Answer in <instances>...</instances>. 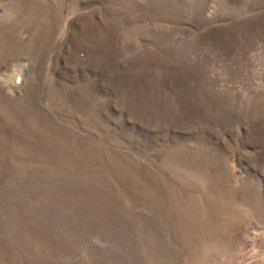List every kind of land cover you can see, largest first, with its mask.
<instances>
[{
    "label": "rangeland",
    "instance_id": "obj_1",
    "mask_svg": "<svg viewBox=\"0 0 264 264\" xmlns=\"http://www.w3.org/2000/svg\"><path fill=\"white\" fill-rule=\"evenodd\" d=\"M0 264H264V0H0Z\"/></svg>",
    "mask_w": 264,
    "mask_h": 264
}]
</instances>
